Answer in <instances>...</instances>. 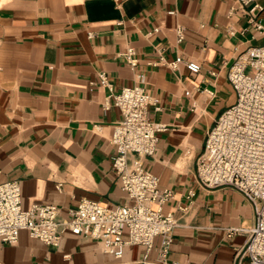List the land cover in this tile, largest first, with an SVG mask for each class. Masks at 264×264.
Masks as SVG:
<instances>
[{
    "label": "crops",
    "instance_id": "obj_1",
    "mask_svg": "<svg viewBox=\"0 0 264 264\" xmlns=\"http://www.w3.org/2000/svg\"><path fill=\"white\" fill-rule=\"evenodd\" d=\"M255 4L264 0H0V184L18 180L24 208L130 203L112 167L122 119L113 96L143 85L158 99L149 117L165 127L144 164L173 190L164 210L178 219L167 263L238 264L253 206L231 186L200 185L198 158L237 101L231 66L247 47L264 45V11L250 20ZM128 47L137 52L134 69L123 56ZM178 56L200 71L159 63ZM161 242L155 238L148 262L158 263ZM145 252L131 245L117 259L92 237L67 233L51 246L22 230L15 244L0 241V264H146Z\"/></svg>",
    "mask_w": 264,
    "mask_h": 264
},
{
    "label": "built area",
    "instance_id": "obj_2",
    "mask_svg": "<svg viewBox=\"0 0 264 264\" xmlns=\"http://www.w3.org/2000/svg\"><path fill=\"white\" fill-rule=\"evenodd\" d=\"M237 1L246 5L252 0ZM263 11V5L255 4L249 10L251 22L256 12ZM256 27L263 29L261 24ZM177 36L179 42L183 41L182 27L177 28ZM136 55L134 47L123 53L133 69L138 64ZM159 63L173 70L185 63L191 72L200 71L198 62L182 56L171 61L161 57ZM101 77L106 83V73H101ZM229 80L237 101L209 132L198 158V179L206 188L231 186L252 204L255 223L248 231L246 246L237 252V259L238 264L245 258L248 264H264V45L241 51L230 68ZM157 104L158 99L149 89L138 84L124 87L113 96V105L120 109L122 119L115 124L111 137L116 148L112 167L130 203L109 207L81 199L68 213L56 204L24 208L20 182L9 180L0 184V241L15 244L20 231L26 230L47 245L58 246L64 235L70 233L100 241L103 251L117 259L123 257L127 247L142 245L146 248L143 262L152 264L147 256L154 248L155 238L161 237L157 264H168L178 219L165 212L164 207L174 194L172 189L162 187L159 177L144 164V157L157 152L158 133L165 128L149 117V107L158 109ZM109 106L105 104L106 109ZM130 154L135 155L132 160L128 158ZM239 231L237 228L231 232Z\"/></svg>",
    "mask_w": 264,
    "mask_h": 264
}]
</instances>
